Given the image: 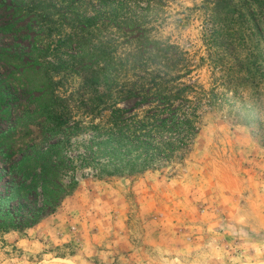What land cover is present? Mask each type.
<instances>
[{
	"label": "trees",
	"instance_id": "trees-1",
	"mask_svg": "<svg viewBox=\"0 0 264 264\" xmlns=\"http://www.w3.org/2000/svg\"><path fill=\"white\" fill-rule=\"evenodd\" d=\"M162 2L69 0L70 14L58 26L47 0L0 1L5 12L0 39L20 44L0 46V68L7 71L0 75V121L11 123L0 132L1 230L21 232L36 226L79 185L71 176L76 159L66 145L73 115L61 100L71 77L84 80L80 101L91 97L92 113H108L105 131L97 134L101 141L91 154L109 158L101 164V173L109 177L127 171L128 176L142 175L172 162L198 136L204 110L221 108L229 93L237 97L251 90L262 95L264 0L204 4L211 55L202 61L214 66L216 77L222 76L210 88L193 77L197 66L189 54L153 38L136 16L142 5L159 10ZM59 47L75 48L78 56L62 54ZM226 48L235 53L237 66L224 67V59L218 58L216 52ZM233 74L237 79H228ZM131 101L135 107H120ZM19 116H24V125ZM43 140L52 142L41 145ZM26 142L32 144L24 149Z\"/></svg>",
	"mask_w": 264,
	"mask_h": 264
},
{
	"label": "rangeland",
	"instance_id": "rangeland-1",
	"mask_svg": "<svg viewBox=\"0 0 264 264\" xmlns=\"http://www.w3.org/2000/svg\"><path fill=\"white\" fill-rule=\"evenodd\" d=\"M47 1L53 19L63 25L69 0ZM206 1L163 0L159 10L145 4L135 13L153 38L189 54L197 66L193 77L210 88L222 76L202 61L211 55L204 33ZM4 16L1 10L0 18ZM1 38L3 48L19 44ZM59 50L78 56L75 48ZM216 54L224 67L238 65L227 48ZM259 60L264 63V49ZM6 72L0 68L1 76ZM232 78L237 79L235 74ZM83 81L71 77L61 97L73 115L66 145L76 159L71 176L79 185L36 226L21 232L0 229V264H264V89L261 96L251 90L237 97L229 93L221 108L204 110L198 136L172 162L142 175L128 176L127 171L109 177L101 173L109 158L91 154L108 113H92L88 95L80 101ZM135 105L131 101L120 107ZM8 128L11 123L0 121V132ZM26 143L24 149L32 144Z\"/></svg>",
	"mask_w": 264,
	"mask_h": 264
}]
</instances>
